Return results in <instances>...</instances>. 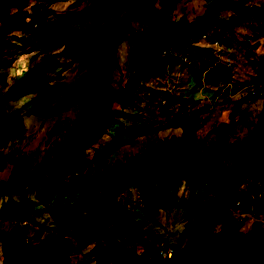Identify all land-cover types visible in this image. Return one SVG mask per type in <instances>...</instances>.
Instances as JSON below:
<instances>
[{"label":"rangeland","instance_id":"374dc122","mask_svg":"<svg viewBox=\"0 0 264 264\" xmlns=\"http://www.w3.org/2000/svg\"><path fill=\"white\" fill-rule=\"evenodd\" d=\"M209 1L173 0L166 12L174 22H190L203 13ZM117 2L118 6L104 16V0H40L41 9L49 12L45 22L50 27L42 44L36 43L30 20L23 17L13 24L11 44L0 52V90L6 89L1 81L8 86L21 76L10 91L5 109L10 118L21 117L22 129L0 147L4 162L0 180H6L13 169L39 167L50 173L59 153L71 151L98 102L92 95L80 99L84 86L101 80L103 90H112L119 80L126 81V61L141 52L139 36L149 26L145 12L159 8V4L157 0H140L145 8L141 19L113 31L117 67L96 78L98 64L103 63L97 27L108 20L116 22L138 0ZM30 5L25 8L27 13ZM239 6L244 9L237 12L230 5L219 12L232 21L231 32L212 25V33L219 37L224 51L216 52L219 60L191 43H182L181 49L167 53L161 71L145 78L125 102L115 105L116 111L105 121V130L83 150V159L71 166V171L91 174L117 163L131 164L150 157L210 166L223 173L237 172L244 163L255 162L262 144L264 119V0H242ZM13 10L9 0H0V18L2 11ZM198 36L199 31L191 41L198 40L200 46L209 43ZM204 53V57H210L203 59ZM34 66H39L37 70L43 78L24 77ZM254 88L255 95H243ZM223 143L225 153L214 161L212 152ZM14 187L10 200L0 196V229L23 237L32 247L60 236L71 264H96L93 255L97 246L87 232L79 238L82 226L54 220L36 199L35 185L16 182ZM146 189L152 199L149 208L136 189L128 185L117 184L100 192L115 207H125L123 214L133 210L139 232L121 231L129 250L149 260L155 254L154 242L160 239L162 251L172 249L178 264H191L201 248L208 249L204 264H214L212 260L216 261L220 254L212 245L214 238L201 236L188 248L184 235L185 222L207 210L211 195L206 184L179 178L163 203L153 194L151 182H146ZM237 191L241 196L231 211L240 230L264 229V178L250 180ZM220 225L221 221H211L208 233L216 234ZM107 227L112 232L119 230L112 223ZM6 244L13 257L14 248L8 238ZM107 256L109 264H121L110 248ZM0 264H7L1 248ZM135 264L145 263L139 260Z\"/></svg>","mask_w":264,"mask_h":264},{"label":"trees","instance_id":"16d2710c","mask_svg":"<svg viewBox=\"0 0 264 264\" xmlns=\"http://www.w3.org/2000/svg\"><path fill=\"white\" fill-rule=\"evenodd\" d=\"M14 7L12 12L2 11L0 18V52L11 44L9 33L13 24L25 17L33 25V36L38 44H42L44 35L50 30L45 22L49 12L38 4L40 0H9ZM99 1V0H98ZM104 16L109 15L117 6V0H104ZM159 8L146 11V20L149 26L140 33L138 46L141 52L129 57L125 70L128 77L125 82L119 80L112 90H103L100 81L88 82L80 94L83 100L88 96H94L98 101L91 111L90 122L84 131L75 139L72 149L68 153H59L56 165L50 173L43 172L39 167H33L26 171L13 169L6 180H0V196L6 195L10 200V193L15 189V183L35 185V197L42 204L47 213L57 221L68 220L87 232L97 246V252L93 255L96 264H109L107 248L118 255L121 264H135L143 260L145 264H178L173 256L162 257L159 253L163 248L160 239H157L155 254L149 260H145L136 252L129 250L126 238L121 231L130 230L138 233L139 229L134 220L133 210L122 213V209L112 205L100 192L107 191L109 186L117 184L128 185L136 189L140 200L149 208L152 204L146 182L153 185V194L160 201L165 202L166 195L172 192L179 178L189 179L198 183H205L211 199L206 206V211L184 224L186 247H192V241L201 236H211L212 245L220 250L214 264H264V229L251 228L242 232L235 222L231 207L241 196L237 188L250 180L264 178V119L262 122V144L257 159L253 163H244L237 172H219L210 166L192 165L187 162H166L161 157H150L133 163H117L94 173H77L71 171L82 158L83 150L89 143L106 128V120L115 110L116 104L125 102L129 95L141 87L143 80L161 71L167 61V53L181 49L182 43L189 45L194 43L191 38L197 31L210 25H218L232 31V21L220 15V11L229 8L230 5L239 12L244 8L239 5L242 0H210L201 15L196 16L190 22L172 21L167 15V8L172 7L173 0H157ZM29 12L25 8L29 5ZM138 0L135 7L114 22L108 20L97 27L96 33L100 39L103 52V63L98 64L95 77L100 73L109 74L110 68L117 67V40L113 31L119 27L128 25L130 21L141 19V13L145 8ZM264 11V7H263ZM264 13V12H263ZM13 40V39H12ZM201 51L210 52L207 45L202 46ZM198 56L200 54H197ZM1 63V60H0ZM40 65V63H38ZM106 65V67H104ZM39 66H34L24 73V77H41ZM264 75V72H263ZM21 78H16L11 85H6L5 91L0 90V147L9 141L15 131L22 129L20 116L10 118L5 109L11 89ZM256 92L255 88L253 89ZM257 93V92H256ZM250 96V91L243 93ZM255 95V94H254ZM82 103V100H81ZM84 103H82L83 105ZM170 103L167 104V106ZM264 108V97H263ZM225 153V144H220L212 152L214 161L219 160ZM3 157L0 154V170L3 168ZM221 221L218 232L214 235L208 233L211 221ZM118 225V229L112 232L107 224ZM6 238L12 242L14 248L13 257L8 254ZM1 254L7 264H71L68 250L61 243L60 236L45 239L32 247L27 241L14 233L0 229ZM208 255V249H199L198 255L193 257L191 264H204Z\"/></svg>","mask_w":264,"mask_h":264},{"label":"crops","instance_id":"0c3cea01","mask_svg":"<svg viewBox=\"0 0 264 264\" xmlns=\"http://www.w3.org/2000/svg\"><path fill=\"white\" fill-rule=\"evenodd\" d=\"M212 31H213V27H212V25H210V26H208V27H206V29H202V30H200L199 31V36L198 37H196V38H198V39H202V40H207L208 39V41H209V43H207V42H203V45H207V46H209V48H210V52H208L209 54H210V56H211V58H213V57H216L217 58V55H218V53H217V55H216V52L218 51L219 52V50L221 49L222 50V52H224L223 51V49L221 48V45H220V40H219V37H217L215 34H213L212 33ZM201 34H205V37L204 38H201ZM197 41L198 40H195L194 41V43H192V44H194V45H196V46H198L197 47V49H202L203 47L202 46H200L199 44L200 43H197ZM214 41H216L217 42V47H215L214 45H213V42ZM200 47V48H199ZM230 53V52H229ZM199 54V53H198ZM206 53H204L203 55H201V56H203V59H207V58H209V57H204V55H205ZM217 60H219L218 58H217ZM214 65L216 64V61L213 63Z\"/></svg>","mask_w":264,"mask_h":264},{"label":"built area","instance_id":"2783aa9c","mask_svg":"<svg viewBox=\"0 0 264 264\" xmlns=\"http://www.w3.org/2000/svg\"><path fill=\"white\" fill-rule=\"evenodd\" d=\"M200 36H201V38H204V37H205V34H201ZM213 45H214L215 47H217L218 44H217L216 41H214V42H213ZM246 52H247V51H246ZM227 60H228V59H227ZM249 91H250V95H254V94H255V92H254L253 89H250ZM159 253L161 254L162 257L170 258V257H172L173 250H172V249H169V250H166L165 252H163L162 250H160Z\"/></svg>","mask_w":264,"mask_h":264}]
</instances>
